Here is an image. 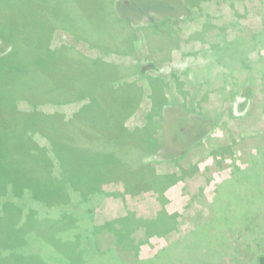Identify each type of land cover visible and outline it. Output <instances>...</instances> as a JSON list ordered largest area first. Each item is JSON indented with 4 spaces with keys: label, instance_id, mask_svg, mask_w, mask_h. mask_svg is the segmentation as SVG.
I'll list each match as a JSON object with an SVG mask.
<instances>
[{
    "label": "rangeland",
    "instance_id": "rangeland-1",
    "mask_svg": "<svg viewBox=\"0 0 264 264\" xmlns=\"http://www.w3.org/2000/svg\"><path fill=\"white\" fill-rule=\"evenodd\" d=\"M157 1L29 0L37 18L45 8L49 18L60 24H67L63 12H68V6L74 10L80 40L58 29L53 45L76 44L85 55L125 66L128 74L131 66L141 64L146 95L127 122L130 129L142 127L152 110L153 79L166 95L164 108L172 119L183 114L186 126L201 129L186 153L175 145H171L175 151L165 146L152 155L143 151V160L158 175L178 173V164L189 169L182 181L164 192L154 184L128 195L123 184L137 190L146 187L148 180L135 181L121 172L107 175L111 177L102 184L93 215L102 227L97 244L116 253L112 264H260L264 255V0ZM24 3L20 0L22 12L29 7ZM117 30L120 47L113 52L99 49L104 37L114 40ZM122 47L129 49L123 52ZM79 107L72 104L58 110L71 117ZM170 122L172 126L175 121ZM107 130L99 133L108 138ZM221 146L227 147L224 155ZM138 162L141 159L132 152L129 167L135 169ZM237 165L248 174L252 168L259 172L255 188L231 182ZM231 191L240 199L230 198ZM169 215L175 228L152 237L140 224L159 218L165 223Z\"/></svg>",
    "mask_w": 264,
    "mask_h": 264
},
{
    "label": "trees",
    "instance_id": "trees-1",
    "mask_svg": "<svg viewBox=\"0 0 264 264\" xmlns=\"http://www.w3.org/2000/svg\"><path fill=\"white\" fill-rule=\"evenodd\" d=\"M21 1L29 5V0ZM31 7L22 12L20 0H0V264H112L116 253L98 246L102 227L93 218L102 184L111 177L107 175L121 172L135 181L148 180L137 190L123 184L128 195L154 184L164 192L189 169L178 164V173L158 175L143 160V151L152 155L161 146L175 151L171 145L188 151L201 129L186 126L183 114L172 119L164 108L166 95L154 79L152 110L142 127L130 129L126 122L146 95L141 64L131 66L128 74L125 66L85 55L76 44L53 45L58 29L80 40L74 10L68 6L63 12V25L49 18L45 8L37 18ZM120 32L113 41L102 36L98 48L118 49ZM128 49L122 47L123 52ZM72 104L80 107L71 117L58 110ZM103 128L108 138L99 133ZM226 150L221 146L219 152ZM132 152L141 159L135 169L128 164ZM236 169L232 183L256 184L258 171ZM231 192L230 198L240 199ZM140 224L152 237L175 228V219L169 215L165 223L159 218ZM259 262L264 264V255Z\"/></svg>",
    "mask_w": 264,
    "mask_h": 264
},
{
    "label": "crops",
    "instance_id": "crops-1",
    "mask_svg": "<svg viewBox=\"0 0 264 264\" xmlns=\"http://www.w3.org/2000/svg\"><path fill=\"white\" fill-rule=\"evenodd\" d=\"M53 43H54V40H53ZM0 44H1V42H0ZM128 122V121H127ZM127 122H126V125H127ZM128 126V125H127Z\"/></svg>",
    "mask_w": 264,
    "mask_h": 264
}]
</instances>
